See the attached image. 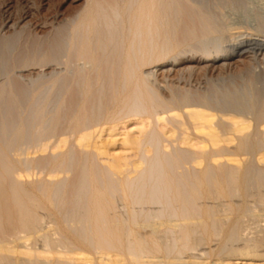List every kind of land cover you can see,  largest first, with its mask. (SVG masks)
I'll return each instance as SVG.
<instances>
[{
    "label": "bare ground",
    "instance_id": "obj_1",
    "mask_svg": "<svg viewBox=\"0 0 264 264\" xmlns=\"http://www.w3.org/2000/svg\"><path fill=\"white\" fill-rule=\"evenodd\" d=\"M248 2L84 0L16 54L30 22L3 19L0 264H264L243 229L264 191V13L225 12Z\"/></svg>",
    "mask_w": 264,
    "mask_h": 264
},
{
    "label": "rangeland",
    "instance_id": "obj_2",
    "mask_svg": "<svg viewBox=\"0 0 264 264\" xmlns=\"http://www.w3.org/2000/svg\"><path fill=\"white\" fill-rule=\"evenodd\" d=\"M248 1H249L248 4H246L243 7L240 6L241 8L240 7L237 8V6H235V8H232V6L230 7L227 6L226 7L227 9L225 12L227 16L226 19L227 18L228 19L227 20L225 19V20L226 21L229 20L231 24H234V23L240 24L241 21L242 23H244L243 22L245 21L244 18L251 19L252 18L251 16L252 15L254 16V13L252 11L254 9H256L254 10V12L258 11L259 9V11L263 10L262 12L264 13V0H248ZM83 7H84V0H0V23L3 21V19H5V17L7 18L9 17L8 18L9 20L11 19L17 22L22 21V24L24 22H30L29 28H25V31L23 30L22 32L23 34L19 38H16L15 35L18 32L15 33L16 31H14L13 29H10V33L8 32V34L6 33V35L8 36L11 35L12 39H15V38L16 40L18 39L17 42H15L14 40L11 41L13 46L14 44L15 46H17L14 51L15 54L18 52H21V49L22 51H25L24 47L27 48L26 51L27 50L32 51L33 48L35 47V49L33 50L34 52L35 50L37 51V48L39 47V45L42 42H44L43 39H41L44 36H45L44 40H46V38L48 39L47 43L51 42L54 39V36L56 33L54 26L57 24V21L59 22L62 19L65 20L72 16H75L76 14H78L79 11H82ZM230 20H232L234 23H232V21ZM237 21H239L240 23ZM2 37L3 36L0 35V43H1V39H3ZM11 37L9 40H12ZM2 44L3 43H1L0 45V55L2 54L1 52L3 50ZM0 68H1V64H0ZM31 69L33 70L34 67H31ZM34 70L38 71L39 68L35 67ZM26 72H28V70H26L24 73ZM218 73L220 72H217L216 74ZM191 80L193 84H196L197 82L198 83L201 82L204 85L206 82L205 81L206 78L203 77V75L194 76L193 79ZM252 195L253 196L250 197L249 199V205L252 208V210H254L256 213H259V217L253 216L250 213L248 214V216L245 218L248 224L245 220L244 222L246 224L243 223L244 225L243 229L244 231L246 230L244 234L246 236L248 235L247 236L248 238L250 237L252 239L257 238L262 241L264 240V215L262 214V212H264V191H263V194H262L263 196L261 199L257 197V195L255 194H252ZM243 243L245 244V240L244 242L243 241L239 242V244H242V245ZM262 247H264V243ZM261 250L264 251L263 248H261ZM21 258L19 259L21 261H18L21 264H31V263L36 264L34 262L29 261L28 259L26 261L25 257H21ZM258 262L262 263V261H258Z\"/></svg>",
    "mask_w": 264,
    "mask_h": 264
}]
</instances>
